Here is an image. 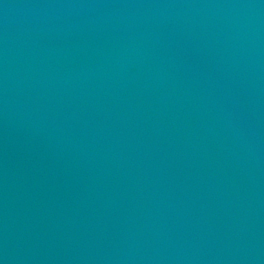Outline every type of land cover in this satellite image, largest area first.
<instances>
[{
    "label": "water",
    "instance_id": "obj_1",
    "mask_svg": "<svg viewBox=\"0 0 264 264\" xmlns=\"http://www.w3.org/2000/svg\"><path fill=\"white\" fill-rule=\"evenodd\" d=\"M0 264H264V0H0Z\"/></svg>",
    "mask_w": 264,
    "mask_h": 264
}]
</instances>
